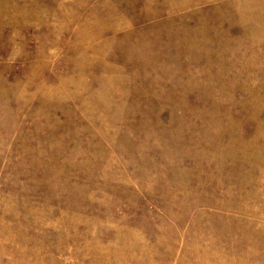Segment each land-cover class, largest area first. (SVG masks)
Masks as SVG:
<instances>
[{"label": "rangeland", "instance_id": "374dc122", "mask_svg": "<svg viewBox=\"0 0 264 264\" xmlns=\"http://www.w3.org/2000/svg\"><path fill=\"white\" fill-rule=\"evenodd\" d=\"M0 264H264V0H0Z\"/></svg>", "mask_w": 264, "mask_h": 264}]
</instances>
